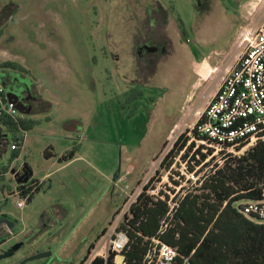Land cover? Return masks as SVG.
<instances>
[{"label":"rangeland","instance_id":"1","mask_svg":"<svg viewBox=\"0 0 264 264\" xmlns=\"http://www.w3.org/2000/svg\"><path fill=\"white\" fill-rule=\"evenodd\" d=\"M156 1L0 0V8L12 10L11 17L0 28V73L7 69L2 66L4 61L19 64L42 97L40 107H46L45 111L24 113L37 122L27 129L26 143L16 151L25 150L20 160L32 165L35 176H39L46 165L45 151L66 142L63 136L54 137L63 134L56 130L79 123L83 126L79 133L86 138L81 140V153L98 170L85 167L83 181L78 177L73 180V165L54 175V187L48 195L62 198V214L48 213L53 223L35 227L39 239L29 243L26 240L0 264H38L41 259L21 261L36 254H28L36 248L40 252H55L62 240L68 242L71 256L53 253L48 256L49 264H83L82 258L104 226L106 232L111 229L112 214L123 204L126 186L134 176L143 170L144 176L151 174L150 178L161 175V187L170 181L167 171H156L178 136L188 128L183 129L185 124L203 113L216 76L221 77L232 67L236 47L229 44L235 36L240 5L238 0H224V6L231 10L227 19L214 11L200 14L192 0H158L171 17L165 29L168 36L172 34L175 51L169 59L149 62L138 71L133 66L134 20L146 8H159ZM260 8H264V0L259 1L257 10ZM261 14L264 18V11ZM177 26H182L184 41L186 37L191 40L184 48L178 43ZM148 56L153 57L149 53ZM15 132L5 129L8 145L0 149V168L8 167L14 160L11 144ZM79 133L75 131L76 135ZM78 140L76 137L75 141ZM128 164H133L135 170L126 173ZM100 170L110 172L112 180L119 173L125 177L113 188V181L110 187ZM71 178L75 183L70 192L67 187L71 186ZM4 180L13 181L12 175L0 178V200L4 197ZM62 185L67 186V194H63ZM44 191L36 194L39 218L47 214L42 210ZM3 203L4 200L0 205ZM7 208L20 222L21 210L15 197H9ZM73 225H77L76 230ZM73 230L74 237L63 239ZM54 236L62 238L53 239ZM13 243L16 241L3 248Z\"/></svg>","mask_w":264,"mask_h":264},{"label":"trees","instance_id":"2","mask_svg":"<svg viewBox=\"0 0 264 264\" xmlns=\"http://www.w3.org/2000/svg\"><path fill=\"white\" fill-rule=\"evenodd\" d=\"M2 66L22 70L19 64L12 61H4ZM202 121L203 118L199 123ZM7 122L8 130L22 128L27 131L37 121L22 119L19 123ZM196 126L188 127L178 136L156 171V174L161 170L167 171L170 181L159 188V194H154L156 182L162 176H152L117 226V231H123L128 237L121 251V264H144L153 238L177 249V264L184 257H189L194 264H264V219L244 212L247 201L264 197V139H260L243 156L226 160L205 177L201 185L190 186L185 195L176 198L177 204L172 209V215L168 216L170 195L165 190L174 191L173 186L185 180V175L178 169L180 162H177V167H172L176 158L182 150L181 161L191 157L199 163L197 154L201 159L206 157L200 148L194 151V140L188 143L192 134L198 136ZM78 148V145L73 146L62 156V160L73 158ZM17 156L15 151L13 159ZM189 168L192 169V166L189 165ZM8 170L9 167H1L0 175ZM164 220L168 225L161 230ZM102 232L104 234L106 229L103 228ZM101 234L90 245L82 263L89 258ZM115 255V251H110L106 257L96 256L90 264H117Z\"/></svg>","mask_w":264,"mask_h":264},{"label":"built area","instance_id":"3","mask_svg":"<svg viewBox=\"0 0 264 264\" xmlns=\"http://www.w3.org/2000/svg\"><path fill=\"white\" fill-rule=\"evenodd\" d=\"M255 12L253 10L250 13L251 17L245 18L239 31L237 44L239 55L234 65L223 76L216 93L195 123L197 135L200 137L192 134L188 141V143L193 140L197 142L194 151L200 148L206 157L201 159L200 154H197L199 163L191 160V157L181 161L180 156L184 152L182 150L172 165L174 167L177 161L180 162L178 169L185 175V180L174 185V191L165 190L170 195L171 208L168 216L172 215V209L177 204L176 198L185 195L190 186L201 185L203 179L213 173L218 166L223 165L226 160L243 156L260 139H264V18ZM201 118L203 121L199 123ZM22 119H26V115L0 87V124L7 129V121L19 123ZM25 134L26 130L22 128L15 132V141L11 144L12 150L19 149L24 144ZM163 182V180L156 182L154 194H159ZM29 183L30 186H23L15 193L18 195V207H23L40 189L41 182L37 179H32ZM244 212L264 219V197L247 201ZM167 225L168 222L164 220L161 230ZM112 230L105 244L106 251L100 256L106 257L110 251H115V262L121 264L118 263V257L122 255L121 251L128 237L123 231H117V226ZM10 234L14 236L12 230ZM177 256L176 248L158 238H153V244L145 256L144 264H177ZM95 257L94 255L89 257L83 264H90ZM180 264L194 263L189 257H184Z\"/></svg>","mask_w":264,"mask_h":264},{"label":"crops","instance_id":"4","mask_svg":"<svg viewBox=\"0 0 264 264\" xmlns=\"http://www.w3.org/2000/svg\"><path fill=\"white\" fill-rule=\"evenodd\" d=\"M193 1V5L195 7V9L197 11L200 12V14L202 13L203 15H208L210 12H212V14L214 12L217 13H221V16H224L227 19H230L229 16L231 14V10L224 6V0H192ZM259 1L260 0H238L236 1L240 6V14L237 15V26L235 29V36L234 38L230 41L229 45H232L235 48V51L233 53L234 56V60H233V65L238 57V53H239V49L237 48V44H238V35H239V31L245 21V18L247 17H251L250 13L255 10V14L256 13H262L264 11V8H260L259 10H257V7L259 5ZM158 4H160L158 9L159 11H163L165 13L164 17L161 18L160 16H158L156 9H150L148 10L147 8L144 9V13L138 17L135 18L134 20V28L135 30H133L131 36H132V47H133V61H134V69L140 71V69H142L143 66H147V64L150 62V58L148 56L147 53H140V48H144V50L146 51L147 47H154V52H159L160 51V47L161 44H164V50L163 52L159 55L156 54L155 58L156 61L161 62L163 60H167L169 59V57L172 55L171 52L175 51L174 49V44L172 41V38L170 34L168 36V30L165 29V26L167 25V23L169 24L171 17L168 18V13L167 10L162 6V4L157 0L156 1ZM155 4V2H154ZM211 4H215L218 5L217 7L211 8L208 7V5ZM223 5V6H222ZM214 11V12H213ZM262 11V12H259ZM133 15V14H132ZM262 15V14H261ZM173 19V18H172ZM178 27V26H177ZM179 29L177 30V39H178V43L179 46H186V44H188V39H190L189 37L184 39L182 38V26L178 27ZM163 31V33L165 32L166 37L163 36V33L160 34V36H162L161 41H158V32ZM155 36V37H154ZM184 48V47H183ZM143 50V51H144ZM190 53L193 54L192 50L190 51ZM119 56L116 55V60H118ZM151 63V62H150ZM149 63V64H150ZM153 64V63H152ZM232 65V66H233ZM218 66V65H217ZM216 66V67H217ZM157 67V66H156ZM215 67V70H216ZM231 68V67H230ZM229 68V69H230ZM227 69V71L229 70ZM226 71V72H227ZM226 72L224 73V75L226 74ZM152 73V72H151ZM141 74V73H138ZM213 74V73H212ZM211 74V75H212ZM221 77H217L215 78V80L213 82H215V87L213 90V93L211 95L212 96L216 93L219 85L221 84L222 80H223V76ZM210 98V99H211ZM209 99V100H210ZM209 102V101H208ZM208 104V103H207ZM41 106V105H40ZM207 106V105H206ZM46 107H39L38 109H34L32 111V113H36L38 111H45ZM205 108V107H204ZM204 109L201 111L203 112ZM27 116V114H26ZM26 119H32L29 118L28 116L26 117ZM50 121L52 120V118H49ZM198 120V118L192 120L191 122H188L187 124H185L186 126L183 127L187 128H193V126L195 125L196 121ZM179 123H176L175 125H178ZM83 126L80 125L79 123H77L76 125H74L73 127L69 126L68 128L66 127V125H64V128L60 131L56 130L57 133H63V134H52L54 135V137H65L66 142L61 145L60 147H57L55 145H51L52 149H47L45 151V157H44V162H45V166L43 167L42 171L39 172V176H35V169L34 167L27 162H22L20 159L22 157H24V153L25 150L20 151V153L18 152V156L16 158H14L13 161H20L21 163H23V165H27L31 168L33 175L31 176V178L27 181V182H20L17 183L16 180L14 179L13 175L10 173L12 164H10L9 170L6 171L4 174L0 175V178H6L9 174L12 175L13 181H3V185L4 187L2 188V193L4 195V197H2V199L0 200L3 201L4 203L0 205V207H2V212L0 217L2 216V214L4 213H8L9 214V210L7 208V204L9 201V197H15L16 201L18 202V195H16V191L20 188L24 187H28L30 186V181L32 179H37L38 181L41 182V186L40 189L33 194V196L25 203V205L23 207H18L21 210V220L20 222L18 220H16L13 217V220L16 221V225L14 227H12L11 229H7L5 224H2L0 226V232L5 233L3 236L0 237V242L3 243V245H1V247H5L8 243L13 242V241H18L19 239L21 240H28V239H39V234H37L35 232L36 230V226L38 228L48 225V223L52 224L53 221L51 219V215H49L48 213H52V214H58L61 215L62 213H60L62 211V207L60 205V202L62 200V198H60L58 195L57 197H50L48 195L49 191H51L53 189V185H54V175L60 173L62 170L70 167V166H74V170H75V174L73 175V180L75 177H78L77 179H80L81 181L84 180L83 176H85V167L89 166L93 171H98L96 168L91 167V164H93V162H91L89 159L85 158L84 155H82L81 151L83 149L84 144L81 143L82 139H86L84 136H81V134L79 133L80 131H82ZM182 129V130H183ZM181 130V131H182ZM75 131L78 132L79 134H75ZM180 131V132H181ZM52 132L56 133L54 130H52ZM79 138V140L76 142L75 138ZM26 143V140L24 141V145ZM78 145V151L76 152V154L74 155L73 158L68 159V160H62V156L70 149H72L73 146ZM24 147V146H23ZM18 149L13 150L14 152L17 151ZM1 154H3V152H0ZM1 157V156H0ZM135 170L133 164H128L127 168H126V173H128L129 171L131 172ZM87 171V170H86ZM102 173V176L107 179L109 181V185L110 187L112 186V181H113V188L117 187L118 185H120V183L122 182V180L125 177V174H117V176L114 178V180L111 179L112 174L110 172H107L105 170H100ZM81 173V174H80ZM151 174L149 176H144L143 174V170L141 171V173H138L136 176H134L131 181L130 184H127V188H126V194H125V200L123 202V204L117 209L115 208V214H112V218L110 221V225H111V229H109L105 234H102L101 237L99 238L98 242H96V247H99L98 249V253L96 255H104L105 251H106V241L108 239L109 234L113 231V227H116L119 225V223L122 221V218L124 216V214L126 212L129 211V208L131 206V204L137 199L138 195L140 194V192L142 191V188L144 186V184H146L148 182V178H150ZM71 180V186H69V188L66 185H62V189H63V194H67L65 192V188L67 187L68 191H72L71 189H73L74 187V183ZM65 182V181H62ZM60 185V184H58ZM44 189L45 194L44 196V206L42 207L43 212L47 213L44 216L40 217L36 214L39 213V209H37L38 205H37V193L41 190ZM39 194V193H38ZM114 195V193H113ZM36 197V199H35ZM56 205H59V207H57ZM18 206V205H17ZM61 217V216H59ZM77 225H73V228L76 230ZM105 228V226H104ZM10 230L13 231L14 236L10 234ZM75 230H73L74 232H72L71 234L68 235H64L62 237H64L63 239H71L69 238L70 236L74 237L75 235ZM70 233V232H69ZM102 233V232H101ZM60 237V238H62ZM99 237V236H98ZM97 237V239H98ZM57 236H54L53 239H60ZM1 244V243H0ZM58 249L53 252L55 254H64V256L66 255V258L70 257V251L68 250L69 246H68V242H63V240L61 242L58 243ZM96 247L92 250V253H90L89 257L93 256V253L95 254L96 251ZM1 250V249H0ZM1 252V251H0ZM52 253V255H53ZM88 253V250H87ZM86 253V254H87ZM123 262V256L120 255V257L118 258V263H122Z\"/></svg>","mask_w":264,"mask_h":264},{"label":"water","instance_id":"5","mask_svg":"<svg viewBox=\"0 0 264 264\" xmlns=\"http://www.w3.org/2000/svg\"><path fill=\"white\" fill-rule=\"evenodd\" d=\"M14 71L4 69L0 73V85L1 88H3L4 92L6 93L7 97L14 101L16 103L17 108L23 112V113H32L34 109H38L40 107L41 102V96L39 95L37 89L36 94L37 96L30 97L27 96V94L30 93L32 89V85L34 84L30 79H27V85L25 87H18L14 82L11 80V77L13 76ZM35 85V84H34ZM36 97V98H35ZM35 99V100H34ZM33 102V105H32ZM39 103V104H38ZM6 134L5 129L3 125L0 124V149L1 147H6L8 145V142L6 140ZM12 167L10 170V173L13 175L14 179L17 183L20 182H27L31 176L33 175V172L31 168L27 165H23L20 161H12L11 162ZM22 172H21V171ZM2 212V207H0V215ZM13 213L9 212V214L4 213L0 217V226L2 224H5L7 229H11L16 225V221L13 220ZM5 233L0 232V237L3 236ZM1 243V242H0ZM25 243V240H21L13 244L9 249L7 250H1L0 252V261L5 258H9L15 254L17 250H19ZM52 252H39L36 254H33L29 257H26L22 263H27L29 261L38 260L45 258L49 255H51Z\"/></svg>","mask_w":264,"mask_h":264},{"label":"flooded vegetation","instance_id":"6","mask_svg":"<svg viewBox=\"0 0 264 264\" xmlns=\"http://www.w3.org/2000/svg\"><path fill=\"white\" fill-rule=\"evenodd\" d=\"M156 12H157V14H158V16H162V14H164V12L163 11H159L158 9L156 10ZM11 15H12V10L11 9H7L6 7H3V8H0V28L2 27V25L7 21V20H9V18L11 17ZM160 30V29H159ZM161 33H163V31H159L158 32V38H159V40L158 41H161V39L160 38H162V36H160V34ZM163 36H165L166 37V34H165V32L163 33ZM155 37V36H154ZM163 45L164 44H161V47H160V51L159 52H154V47H152V46H150V47H147V49H146V51L144 50V48H140V53L141 54H143V53H149L150 55H153V57H151L150 58V62L151 63H154V62H156V58H154V56L156 55V54H161L162 52H163V50H164V47H163ZM144 50V51H143ZM8 70H11V71H14V74H13V76L11 77V80L14 82V84H16L18 87H25L28 83V81H27V79H30V78H28V76L27 75H24L23 73H22V70H19V69H12V68H9ZM33 87H32V89H31V91H30V93L29 94H27V96L28 97H30V99H32L31 97H33V95L34 96H37V94H36V86L33 84L32 85ZM36 98V97H35ZM35 100V99H34ZM39 104V103H38ZM32 105H33V102H32ZM21 171V170H20ZM22 172V171H21ZM31 240H33V239H31ZM30 239H28L27 241H28V243L31 241ZM18 241H21V239H19ZM18 241H16V242H18ZM25 243H26V240H25ZM24 243V244H25ZM1 244L3 245V243L1 242ZM14 244V243H13ZM12 246V245H11ZM11 246H9V247H7V248H3V247H1L0 249L1 250H7V249H9ZM0 250V251H1ZM89 250V249H88ZM40 251H42V250H40V249H37L36 248V250H35V252L33 251V252H28V254L30 255V254H33V253H38V252H40ZM53 253V252H52ZM52 255V254H51ZM89 256H90V254H89ZM25 259V258H24ZM23 259V260H24ZM50 258H48V256L47 257H45V258H42L41 260H40V262L38 263V264H49V260ZM22 260V261H23ZM21 261V262H22ZM8 264H15V263H8ZM76 264V263H75ZM78 264V263H77Z\"/></svg>","mask_w":264,"mask_h":264},{"label":"bare ground","instance_id":"7","mask_svg":"<svg viewBox=\"0 0 264 264\" xmlns=\"http://www.w3.org/2000/svg\"><path fill=\"white\" fill-rule=\"evenodd\" d=\"M119 257H120V256H119ZM119 257H118V258H119Z\"/></svg>","mask_w":264,"mask_h":264}]
</instances>
